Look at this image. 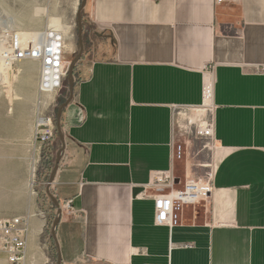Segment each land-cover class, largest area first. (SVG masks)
Listing matches in <instances>:
<instances>
[{"label": "crops", "instance_id": "crops-1", "mask_svg": "<svg viewBox=\"0 0 264 264\" xmlns=\"http://www.w3.org/2000/svg\"><path fill=\"white\" fill-rule=\"evenodd\" d=\"M86 7L100 39L62 116L66 148L53 195L75 208L56 231L62 264H264V0H88ZM209 65L217 149L193 157L201 144L192 140L186 162L197 179L215 163L214 193L171 229L156 223L154 199L141 195L156 172L177 173L172 107L201 104ZM31 67L39 80L40 65ZM28 108L11 120L0 112V144L6 137L19 149L23 169L34 158ZM51 207L20 212L30 218L25 264L57 214Z\"/></svg>", "mask_w": 264, "mask_h": 264}, {"label": "built area", "instance_id": "built-area-1", "mask_svg": "<svg viewBox=\"0 0 264 264\" xmlns=\"http://www.w3.org/2000/svg\"><path fill=\"white\" fill-rule=\"evenodd\" d=\"M222 1L217 0V3ZM14 30L8 29L0 34V95L5 93L4 90L8 86L7 78L13 74L17 65L24 62H36L40 65L38 80L40 97L35 110L33 136V164L36 167L40 162L42 150L47 148L58 135L54 96L63 90L68 76L69 38L51 27L29 32ZM213 73L212 65L205 66L200 105L172 107L173 160L178 163L184 161L183 175L181 173L177 175L174 168L167 172H156L141 195L144 198L154 199L158 225L171 229L179 226L187 208L208 204L214 193L215 163L211 161L203 165L204 177L197 179L190 175L191 166L186 162L188 144L192 140L201 144V148L193 154V157L205 150L214 156L217 149L215 139L217 106L214 103ZM48 95L53 96V99L48 101L46 98ZM46 108L52 110L47 111ZM63 160L62 156L60 165H63ZM54 189L55 183L50 188L52 193ZM60 206L63 215L75 212L73 200L63 201ZM29 234V216L0 218V256H4L9 264H25Z\"/></svg>", "mask_w": 264, "mask_h": 264}, {"label": "rangeland", "instance_id": "rangeland-1", "mask_svg": "<svg viewBox=\"0 0 264 264\" xmlns=\"http://www.w3.org/2000/svg\"><path fill=\"white\" fill-rule=\"evenodd\" d=\"M82 0H0V34L6 30L15 29L20 32H29L33 30H42L49 26L51 18H58L63 23V25L70 28V37L68 43L72 42L74 49L72 52L68 53V59L71 63L80 52L79 44V25L77 19V10L80 8ZM87 8V7H86ZM82 12V23H83V42H84V55L81 58V62L77 64L74 72V80H80L85 76L86 66L90 61L97 58L95 57V49L98 45V39L95 35V28L90 20V16L87 13V9ZM14 30V31H15ZM95 53V54H94ZM27 64H37L36 62H26ZM25 63V64H26ZM17 65L15 71L13 72V81L11 91L9 85L5 89V93L0 95V112L4 113L5 118L11 120L14 118L17 112V108L20 106L28 107L30 113L35 120V110L37 105V100L40 97L38 90V77L35 76L33 80V88H27L24 79L19 76V67ZM69 67V64L68 66ZM18 70V71H17ZM18 76V77H17ZM68 77V76H67ZM33 90V91H32ZM29 91H32L28 93ZM12 93V94H11ZM15 100V105L13 107V113H9L10 105L9 98ZM20 96V100L16 96ZM69 97V82L68 78L65 81L63 90L54 96L55 105L54 111L57 114L58 108L68 99ZM17 99V100H16ZM25 104V105H24ZM48 108H46L47 110ZM49 108L47 111H51ZM46 111V112H47ZM33 137V136H32ZM32 146L30 150L31 156L33 155V138ZM62 146V143L57 135L54 142V156L53 160L56 161V152ZM50 148L46 149V152ZM53 151V150H52ZM42 150L40 162L36 164L35 178H33L32 190L35 194H31V187L29 188V183L32 174L34 175L33 159L28 161L26 169L22 168L23 165V155L19 152V149L7 142L5 137L4 146L0 144V218L4 217H18L26 216L20 212L27 209L29 205H47L51 206V203L45 199L47 183L49 181V175L46 171V164H44ZM29 154V153H28ZM29 154V155H30ZM52 154V153H50ZM53 162V167L55 164ZM21 166V167H20ZM184 168V161L180 162L177 169V175L182 173ZM56 214H52L53 219H55ZM47 222V231L41 236L40 246L38 245L35 254L29 253L28 260L26 264H57L56 252L54 249V244L51 242L52 247L47 243L50 240V230L52 228V221ZM0 264H9L4 256H0Z\"/></svg>", "mask_w": 264, "mask_h": 264}, {"label": "water", "instance_id": "water-1", "mask_svg": "<svg viewBox=\"0 0 264 264\" xmlns=\"http://www.w3.org/2000/svg\"><path fill=\"white\" fill-rule=\"evenodd\" d=\"M88 3V0H82V3L80 5V8L77 10V19H78V25H79V44H80V52L79 54L76 56V58L69 63V71H68V82H69V97L68 99L58 108L57 110V133L59 136V139L62 143V147L60 148V150L57 152V156H56V162L54 165V168L50 174L49 177V181H48V186L46 189V195L50 198L51 202L54 204L56 210H57V214L56 217L54 219V222L52 224V228H51V236L53 237V239L56 242V245L58 247V259H57V264H62V256H61V252L59 249V244L57 242V235H56V231L57 228L61 222L62 219V209L60 206V202L57 198H55V196L53 195V193L51 192L50 188L51 185L53 183H55V178L57 175V172L60 168V163H61V159L62 156L64 154L66 145H65V137H64V133H63V126H62V116H63V112L67 109V107L71 104V102L73 101L74 98V87L76 84V81L74 80V72H75V67L77 66L79 60H81V58L84 55V42H83V23H82V12L83 10L86 8Z\"/></svg>", "mask_w": 264, "mask_h": 264}, {"label": "bare ground", "instance_id": "bare-ground-1", "mask_svg": "<svg viewBox=\"0 0 264 264\" xmlns=\"http://www.w3.org/2000/svg\"><path fill=\"white\" fill-rule=\"evenodd\" d=\"M48 27L55 28V29L61 31L62 33H64L66 36H69L70 37V35H69L71 33L70 32V28L67 27V26H65V25H63V23L58 18H51ZM73 49H74L73 43L72 42L68 43L67 44V51H68V53L72 52ZM67 62H69L68 57H67ZM31 66H32L31 64H27V63L25 64V63H23V65H21L19 67V69H18L19 70V76L21 78H22V76H25L24 77V80H25L26 84L28 86H30V87L33 86V80H34L33 68ZM12 76L9 75V77L7 78V81H6L7 84L9 85V87L12 86L11 85L12 84V81H13V77ZM11 88L12 87H10V89H8L9 90L8 93L12 90ZM8 98H9V101H10L9 102L10 106H13L15 100L12 99V97H10V95H8ZM46 98L49 101L50 99H53V96L48 95ZM35 169L36 168L34 167L33 168V171H32V173L34 172V175L32 174L31 179H30V187H31V189H32V183L34 182L33 181V178H35Z\"/></svg>", "mask_w": 264, "mask_h": 264}, {"label": "trees", "instance_id": "trees-1", "mask_svg": "<svg viewBox=\"0 0 264 264\" xmlns=\"http://www.w3.org/2000/svg\"><path fill=\"white\" fill-rule=\"evenodd\" d=\"M48 148H49V146L44 149L45 152L43 153V159H45L44 160V164H46V166H45L46 168L45 169L48 172V175L50 176V174H51V172L53 170V165L52 164H53V162L55 160H53V158H52L51 154L49 153V151L46 152V149H48ZM45 199H47V201L51 203V201H50V199H49V197L47 195H45ZM51 206H52L51 208L53 209L54 204L51 203ZM52 219L53 218L50 217L49 222L52 221ZM53 222H54V219L52 221V224H53ZM50 240L53 241L52 237H50ZM56 257H57V252H56Z\"/></svg>", "mask_w": 264, "mask_h": 264}, {"label": "flooded vegetation", "instance_id": "flooded-vegetation-1", "mask_svg": "<svg viewBox=\"0 0 264 264\" xmlns=\"http://www.w3.org/2000/svg\"><path fill=\"white\" fill-rule=\"evenodd\" d=\"M79 62H81V60H79ZM79 62H78V63H79Z\"/></svg>", "mask_w": 264, "mask_h": 264}]
</instances>
